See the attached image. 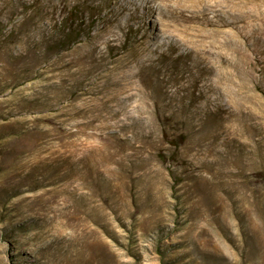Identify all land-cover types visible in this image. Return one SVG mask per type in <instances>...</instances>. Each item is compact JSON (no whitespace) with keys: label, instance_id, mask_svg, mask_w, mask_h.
Masks as SVG:
<instances>
[{"label":"rangeland","instance_id":"rangeland-1","mask_svg":"<svg viewBox=\"0 0 264 264\" xmlns=\"http://www.w3.org/2000/svg\"><path fill=\"white\" fill-rule=\"evenodd\" d=\"M0 264H264V0H0Z\"/></svg>","mask_w":264,"mask_h":264},{"label":"bare ground","instance_id":"bare-ground-1","mask_svg":"<svg viewBox=\"0 0 264 264\" xmlns=\"http://www.w3.org/2000/svg\"><path fill=\"white\" fill-rule=\"evenodd\" d=\"M144 1H145V4L148 6L152 3H154L155 0H149V1L144 0ZM164 1L167 3L169 9L174 13H176L178 11V9L181 7V5H183V3L190 2V0H164ZM200 1H202V0H200ZM150 7H152V6H150ZM150 9H152V8H150ZM35 61H37V60H35Z\"/></svg>","mask_w":264,"mask_h":264}]
</instances>
